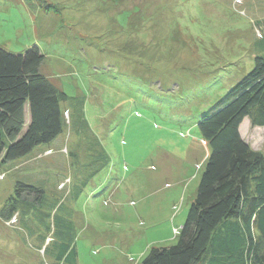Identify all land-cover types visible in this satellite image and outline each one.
I'll use <instances>...</instances> for the list:
<instances>
[{
	"label": "rangeland",
	"instance_id": "obj_1",
	"mask_svg": "<svg viewBox=\"0 0 264 264\" xmlns=\"http://www.w3.org/2000/svg\"><path fill=\"white\" fill-rule=\"evenodd\" d=\"M33 47L74 127L0 162V264L53 262L34 213L7 215L18 182L63 203L77 264H143L175 246L210 153L198 124L264 57V0H0V48ZM240 132L264 154L263 128L246 118ZM93 139L107 159L90 175Z\"/></svg>",
	"mask_w": 264,
	"mask_h": 264
},
{
	"label": "trees",
	"instance_id": "obj_2",
	"mask_svg": "<svg viewBox=\"0 0 264 264\" xmlns=\"http://www.w3.org/2000/svg\"><path fill=\"white\" fill-rule=\"evenodd\" d=\"M43 61L37 47L23 54L0 48V162L4 165L51 145L67 127H74L72 115L67 122L62 108L68 96L41 73ZM246 118L252 127L264 129L261 56L254 69L200 120L201 138L210 153L178 243L152 249L143 264H264V154L243 139L240 127ZM93 140L90 175L107 159L100 142L97 146ZM73 153L67 151L69 156ZM87 181L74 190L71 201ZM62 204L49 202L43 189L18 182L6 209L7 215L19 212L25 219L34 213L45 229L43 242L51 237L42 253L52 257V264H77L75 227Z\"/></svg>",
	"mask_w": 264,
	"mask_h": 264
},
{
	"label": "built area",
	"instance_id": "obj_3",
	"mask_svg": "<svg viewBox=\"0 0 264 264\" xmlns=\"http://www.w3.org/2000/svg\"><path fill=\"white\" fill-rule=\"evenodd\" d=\"M50 154H52V151H51V150H48V151L45 152V155H50ZM65 182H66V181H65ZM65 185H66V183H63L62 186H61V188H64ZM16 217H17V216H13V217L10 219L9 224H14V223L16 222V220H17ZM178 233H179V232L177 231V234H178Z\"/></svg>",
	"mask_w": 264,
	"mask_h": 264
},
{
	"label": "crops",
	"instance_id": "obj_4",
	"mask_svg": "<svg viewBox=\"0 0 264 264\" xmlns=\"http://www.w3.org/2000/svg\"><path fill=\"white\" fill-rule=\"evenodd\" d=\"M256 128H258V127H256ZM263 131H264V129H263ZM22 160V159H21Z\"/></svg>",
	"mask_w": 264,
	"mask_h": 264
}]
</instances>
